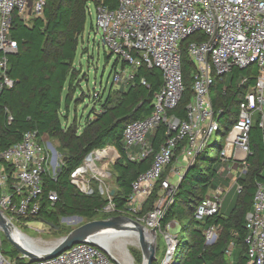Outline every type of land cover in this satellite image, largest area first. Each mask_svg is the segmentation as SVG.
Instances as JSON below:
<instances>
[{
    "label": "built area",
    "instance_id": "2783aa9c",
    "mask_svg": "<svg viewBox=\"0 0 264 264\" xmlns=\"http://www.w3.org/2000/svg\"><path fill=\"white\" fill-rule=\"evenodd\" d=\"M45 3L46 0H0V93L14 85L8 73L9 56L17 52L16 40L10 32L12 18L15 14L23 20L41 15ZM93 6L95 26L103 46L121 61L112 76L116 88L133 85L142 66L158 68L162 74L163 83L154 94L152 112L143 119L129 122L122 132L127 158L138 161L153 153L150 136L159 126L164 129L166 138L153 153L149 168L131 184L126 209L132 218L157 232L159 220L172 202L174 190L185 170L218 130V112L210 99V88L216 79L225 77L232 68H247L254 64L257 69L254 83L247 86L238 103L237 120L228 131L220 152L223 170L227 169V162H234L241 165L242 173L250 154L248 133L255 118L264 129V0H117L115 8H109L99 0ZM196 33L199 35L185 47L194 66L193 94L186 105V116L179 118L169 111L177 107L184 91L181 42ZM140 80L146 84L144 78ZM246 80L244 77L241 83ZM11 119L8 115V122ZM104 150H94L89 157L95 154L97 160L106 161L108 154L96 156ZM56 151V147L48 139H42L36 130L25 131L19 141L0 149V211L17 228L24 225L22 218L41 212L43 177L49 172V156L55 157ZM112 157L118 158L115 149ZM87 161L85 157V166L81 165L71 173V181L78 180V175L86 172ZM172 164L160 182L159 191L166 195L157 206L156 201L154 209L146 216L136 217L155 184ZM172 178L175 181H171ZM233 185L237 192L241 190L236 181ZM226 193L225 188L217 186L205 195L195 209V217L201 220L219 212ZM45 199L53 206L58 195L49 191ZM245 219L247 264H264L262 181L256 182L252 209ZM204 233L207 241H215L218 229L210 227ZM165 237L167 251L173 252L174 236L166 234ZM110 255L103 247L82 242L54 257L26 264H115ZM168 261L162 260L161 264ZM0 264H21L3 252L1 230Z\"/></svg>",
    "mask_w": 264,
    "mask_h": 264
},
{
    "label": "trees",
    "instance_id": "16d2710c",
    "mask_svg": "<svg viewBox=\"0 0 264 264\" xmlns=\"http://www.w3.org/2000/svg\"><path fill=\"white\" fill-rule=\"evenodd\" d=\"M101 1L109 8L117 5V0ZM98 2L99 0H46L41 15L23 20L15 14L12 18L10 32L16 40L17 52L9 56L8 73L14 80V85L0 93V149L19 141L25 131L36 130L42 139L54 138L57 142L55 147L62 154V164L56 176L49 172L44 174L41 212L36 216L22 218L24 225L20 228H25L27 222L41 220L53 223L58 228H51L58 230L59 217L67 216H80L87 221L98 219L109 203L114 206V212L103 218L129 215L126 209L131 184L140 173L149 168L153 153L166 138L163 127L159 126L150 136L153 153L138 161L127 158L122 142L124 127L152 112L154 94L163 83L161 71L155 67L142 66L133 85L109 89L100 104L99 112H94V118H88L81 129L74 121L69 125L64 123L75 92V80L79 75L74 60L78 39L88 16L87 6ZM197 35L199 33L181 42L184 91L177 107L169 111L179 118L186 116V105L193 94L194 66L185 47ZM253 65L232 68L228 78L226 75L216 79L211 86L210 99L218 112V130L215 135L222 134L224 130L229 131L236 122L238 103L247 86L254 83L257 74ZM244 77L247 80L241 83ZM141 78H144L146 84L141 83ZM8 115L12 117L10 122L7 120ZM263 136L264 129L255 118L248 133L250 154L245 160L246 167L235 180L241 190H235L236 200L227 215L219 211L204 216L201 220L195 217L199 202L217 186H223L225 180V174L220 172L224 164L220 156L222 145L217 142L207 144L196 155L177 184L172 202L159 220V228L163 231H166L167 226L171 227L173 221L179 227L177 237L174 236L175 248L167 264H247L245 216L252 209L256 182H264ZM107 146H113L118 153L117 160L112 164L117 192L111 199L103 197L96 190L91 193L80 191L70 177L90 152ZM165 175L155 184L136 217L146 216L154 209L159 198L160 182ZM49 191H55L58 195L53 206H49L45 199ZM210 227L218 229L219 233L213 243L206 244L204 232ZM230 244L233 249L228 253ZM3 245L10 246L8 250L3 247V252L18 263H29L7 239H4ZM235 252L236 257L231 259L230 255Z\"/></svg>",
    "mask_w": 264,
    "mask_h": 264
},
{
    "label": "rangeland",
    "instance_id": "374dc122",
    "mask_svg": "<svg viewBox=\"0 0 264 264\" xmlns=\"http://www.w3.org/2000/svg\"><path fill=\"white\" fill-rule=\"evenodd\" d=\"M89 10L90 13H88L84 30L78 39L77 54L74 60V66L78 68L79 75L75 80V92L71 97L67 118L64 119V123L66 125H69L74 121L75 124H78L80 129L84 126L88 118H94V112H99L100 104L105 99L108 90H114V88H116L115 85L112 84V76L114 69L120 67L121 65L120 60L116 61V55L113 53L111 54L110 51L102 44L101 34L96 30L95 26V8L92 4H89ZM107 56L109 57L106 58ZM253 67L255 66L253 65ZM229 74L230 73L227 74V78L229 77ZM227 136L228 130H224L222 134L211 135L208 138L207 143L212 144L217 142L218 144L224 146ZM48 141L54 146L57 144L54 138H49ZM104 149L106 150V154L109 155V159H105L106 161H103L102 159L97 160L95 154L93 155L94 167H98L101 172H97L91 167H87L86 172L78 175L79 179L72 182L80 191L84 193H89L90 190H96L103 197L111 199L112 196L117 192L115 174L112 169V164L117 159L112 157V151L115 149L113 146H107ZM84 163L85 162L83 161V166H85ZM61 164L62 154L58 150L56 151L55 157L53 154H50L48 165L50 175L56 176L58 168L61 166ZM103 164H106L104 169ZM172 166L173 164L167 167L165 174L169 173V169ZM171 181H175V178H172ZM165 195L166 192L163 193L159 191V198L157 200L156 206L159 205L160 200ZM235 200V191H232L229 195L225 194L220 210L221 214L227 215L234 205ZM113 212L114 206L112 203H109L102 210L99 215L100 218L98 219H104L103 217L108 214H112ZM127 216L132 218L130 215ZM58 222L60 225V229L58 230L49 227L41 220L29 222L25 228H19V226L18 228L30 238L37 240L39 246H43L48 242L67 234L73 228L87 222V220L84 218L79 220L77 217L67 216L66 218L59 217ZM166 228V231L160 229L156 233L155 244L157 250L155 259L156 263L154 264H161L160 261L162 262L165 257L168 247L165 237L166 234L177 237L179 227L177 226L176 222L173 221L172 226H167ZM115 238H117V242L120 243L119 245L124 253V246L127 249L128 253L130 254L127 256L131 263L143 264V254L136 240L134 242V240H132L133 238L130 235H127V233L116 236ZM4 239L6 238L3 235V241ZM3 247H5V250H8L10 246L3 245ZM231 249H233L232 244L228 246V253H230ZM235 257L236 252L230 255L231 259Z\"/></svg>",
    "mask_w": 264,
    "mask_h": 264
},
{
    "label": "water",
    "instance_id": "95a60500",
    "mask_svg": "<svg viewBox=\"0 0 264 264\" xmlns=\"http://www.w3.org/2000/svg\"><path fill=\"white\" fill-rule=\"evenodd\" d=\"M91 153V152H90ZM90 153L86 156L88 158ZM115 163V162H114ZM188 171V168L185 170L184 175ZM183 175V176H184ZM77 217L79 220L82 219L80 216ZM66 218V217H64ZM44 222V221H43ZM45 223L54 227L55 229L58 226L54 225L51 222L45 221ZM14 229L20 230L17 228L1 211H0V230L8 242L18 251L22 258L28 259L29 262L39 261L47 258L54 257L61 252L69 249L72 245L82 242H90L92 244L98 245L102 248L94 238L104 231H134L137 234V243L140 247V250L143 254V264H152L156 259V229H148L146 225L134 218H131L126 215H112L104 219H94L87 221L69 231L67 234L48 242L43 246H26L14 238ZM21 231V230H20ZM149 232L150 236L153 237L152 241H149L146 234ZM23 233V232H22ZM25 234V233H24ZM214 240L207 241L206 244L213 243ZM126 254L129 256L126 249ZM111 256V255H110ZM172 256V250L167 251L163 262H167ZM115 264H121L113 256H111Z\"/></svg>",
    "mask_w": 264,
    "mask_h": 264
},
{
    "label": "bare ground",
    "instance_id": "6f19581e",
    "mask_svg": "<svg viewBox=\"0 0 264 264\" xmlns=\"http://www.w3.org/2000/svg\"><path fill=\"white\" fill-rule=\"evenodd\" d=\"M106 154V150L99 152L96 156L100 157ZM88 164H86L87 167H91L92 169H94L97 172H101L100 169H97L94 167L93 164V157H88V161L86 162ZM105 168L106 164H103ZM127 233V235H130L134 240L137 241V234L134 231H122V232H115V231H104L102 233H99L94 240L96 241V243H98L100 246H102L104 249H106L111 256H113L116 260H118L121 264H133L129 261V258L126 254V248L124 246V251L125 253L122 251L121 247H120V243L117 242V238H115L116 236H119L121 234ZM14 238L19 241L20 243L26 245V246H39L38 245V241L34 240L32 238H30L28 235L22 233V231L14 229ZM147 238L149 241L153 240V237L150 236L149 232L147 231L146 234ZM125 243V242H124ZM126 254V255H125ZM129 262V263H128Z\"/></svg>",
    "mask_w": 264,
    "mask_h": 264
},
{
    "label": "crops",
    "instance_id": "0c3cea01",
    "mask_svg": "<svg viewBox=\"0 0 264 264\" xmlns=\"http://www.w3.org/2000/svg\"><path fill=\"white\" fill-rule=\"evenodd\" d=\"M224 165L221 166L220 168V172H222L223 174L225 173V180L223 181V188H225V190L227 191L226 195H229L232 191H235V179L236 177L240 174L241 171V165L234 163V162H227L226 166L227 169L223 170ZM228 169H230L228 171ZM223 170V171H222Z\"/></svg>",
    "mask_w": 264,
    "mask_h": 264
}]
</instances>
